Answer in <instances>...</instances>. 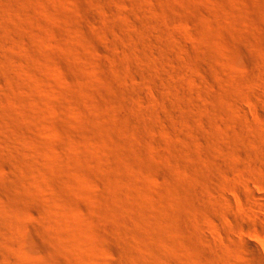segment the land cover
Instances as JSON below:
<instances>
[{"label":"rangeland","instance_id":"rangeland-1","mask_svg":"<svg viewBox=\"0 0 264 264\" xmlns=\"http://www.w3.org/2000/svg\"><path fill=\"white\" fill-rule=\"evenodd\" d=\"M263 66L264 0H0V264H264Z\"/></svg>","mask_w":264,"mask_h":264},{"label":"bare ground","instance_id":"bare-ground-1","mask_svg":"<svg viewBox=\"0 0 264 264\" xmlns=\"http://www.w3.org/2000/svg\"><path fill=\"white\" fill-rule=\"evenodd\" d=\"M122 64H123V62H122ZM264 67V66H263ZM255 68H256V66H255ZM255 70H257V69H255ZM255 74H256V72H254ZM258 73V72H257ZM258 74H260V73H258ZM257 75V74H256ZM258 76H260V75H258ZM258 78H260V77H258ZM262 78V77H261ZM260 87V86H259ZM264 87V86H263ZM263 87L261 86V88H260V91H262V92H260V96H263L264 94H263V92H264V89H263ZM259 89V88H258ZM142 90V89H141ZM144 91V90H143ZM258 91V93H259V90H256V92ZM140 93H141V91H140ZM144 94V93H143ZM129 96V95H128ZM130 97V96H129ZM132 99H130V101H131ZM127 102H128V100H127ZM132 104V103H131ZM131 107V106H130ZM127 108V107H126ZM131 109V108H130ZM129 110V109H128ZM132 112V111H131ZM128 113V112H127ZM262 171H263V169H262ZM248 174V173H247ZM244 175V174H243ZM243 175H240V176H243ZM246 176V183L244 184L245 186H244V190H246V198H248V205L247 206H249V208H250V210H251V212H252V216L250 215V212L248 213L251 217H252V219L256 222L257 221V219L259 220L260 219V221L263 219L261 216V218L259 217L258 218V216H259V214L257 213V212H259L258 211V209L259 208H263V206H264V203H259V202H257L258 200L257 199H255L256 197H258V196H261V197H263L262 195H264V181H262L261 179H255V180H252L251 181V179L249 178V176H247L246 175V173H245V175L243 176V177H245ZM243 177H240V178H243ZM245 179V178H244ZM243 179V180H244ZM250 182H254L255 184H256V188H257V190L255 189V188H253V186H252V184H250ZM245 187H246V189H245ZM258 189L260 190V192L258 191ZM224 192L225 191H223L222 193L224 194ZM226 194V193H225ZM224 194V195H225ZM260 194V195H259ZM229 194L227 193V196H228ZM258 195V196H257ZM223 196V195H222ZM226 196V195H225ZM230 197V196H229ZM229 197H228V199H227V201H231L230 199H229ZM227 198V197H226ZM223 199H225V197H223ZM224 201H226V200H224ZM226 201V202H227ZM232 202V201H231ZM263 202V201H262ZM227 204H229V203H227ZM249 210V211H250ZM260 213V212H259ZM261 214V213H260ZM251 219V218H250ZM253 220H251V221H253ZM255 222H253V223H255ZM257 222H259V221H257ZM252 223V224H253ZM203 231V230H202ZM201 231V232H202ZM206 232V231H205ZM204 234V233H203ZM206 234V233H205ZM201 235V234H200ZM208 235V234H207ZM204 236V235H203ZM202 236V237H203ZM209 237V236H208ZM205 239V238H204ZM211 240V239H210ZM259 249V248H258ZM125 252V251H124ZM131 252V251H130ZM260 253H261V251H259ZM131 254H133V253H131ZM128 255V254H127ZM126 255V256H127ZM264 257V256H263ZM261 259V258H260ZM264 262V261H263ZM124 264H125V262H124ZM261 264V263H260Z\"/></svg>","mask_w":264,"mask_h":264}]
</instances>
